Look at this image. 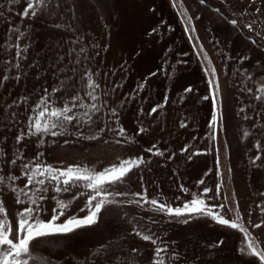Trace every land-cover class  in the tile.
I'll list each match as a JSON object with an SVG mask.
<instances>
[{
  "label": "rangeland",
  "instance_id": "374dc122",
  "mask_svg": "<svg viewBox=\"0 0 264 264\" xmlns=\"http://www.w3.org/2000/svg\"><path fill=\"white\" fill-rule=\"evenodd\" d=\"M168 2L189 39L188 45L207 84L212 111L206 124L204 113L190 103V100L185 101L171 94L170 89L159 79H164L165 69L175 76L191 66L178 49L177 42L173 41L170 29L161 25L157 19L156 7L151 0H45L43 6L37 7V15L32 17L30 13L27 18L21 16L26 8V0H0V176L18 177L14 182L5 180L0 184V200L7 209L13 233L17 226L16 213L24 207L35 208L36 205L16 203L9 184L17 190L24 188V192L20 193L21 200L28 201L34 193L36 196L47 197L38 201L41 219L51 217L53 208L57 207V199L72 201L65 209V216L60 217L57 223L63 222L68 216L80 218L87 215L85 204L88 196L81 193H90L91 190L83 187V181L68 192L57 193L52 183L41 186L34 180L31 187H25V171L30 175L37 164H42L56 169L87 167L100 172L113 164L118 165L122 160L142 157L144 162L138 167L134 166L123 182L105 185L108 199L122 203L106 205L96 224L101 221V214L105 209L111 207L107 211H111L107 219H110L109 225L117 227L122 242L133 249H145L144 252L152 257L155 256L151 253H154L155 248H166L167 251L160 254L164 261L171 252L189 254L194 245L191 234L183 232L184 235L181 231L175 232L172 228H167L172 223L184 227L188 223L205 220L240 233L238 229L217 223L208 216L192 214L178 217L157 210L159 204L172 208L183 207L185 203L199 197L214 213L225 219L233 220L239 216L237 222L255 238L259 249L264 250V176L258 170L263 156L253 137L244 134L248 155H251L246 156L241 143L234 142L232 137L230 139L225 127L221 129L222 108L216 83L218 81L219 88L227 85L226 79L224 80L226 76L222 75L220 68L214 73L208 68L209 65L206 66L194 38L193 23L182 16L176 0L175 7L174 0ZM254 39L251 38L252 41ZM214 67L218 68L215 64ZM158 68H164L159 75ZM44 69L46 72L42 71ZM47 72L51 76L52 86L55 85L51 91L44 84L43 76ZM89 74L99 84V88L87 87ZM5 76L7 79H3ZM210 80L212 84H209ZM235 82V90H238L235 110H239L243 119L250 121L264 135V104L246 95L239 83ZM55 89L59 91H54ZM90 91L97 97L95 100L87 95ZM77 95L81 99L75 102L76 106L69 114L78 116L74 121L85 129V133L96 132L99 135L98 142L75 145L61 139H50L43 133L36 136L30 134L35 129L29 127V121L34 120L38 111L42 110L36 106L43 97H47L49 108L62 107L64 104L71 107L72 98ZM92 105H95V109ZM153 108L156 109L155 112H152ZM85 112L87 116H83ZM214 115L217 116L216 126L212 124ZM121 129L124 130L123 136L120 134ZM129 129L148 145L145 152L139 156H130L131 158L125 156L120 149L112 150L114 145L123 142ZM140 129L144 131L141 132ZM21 134L23 138L17 142V137ZM117 141L120 142L116 144ZM110 146L112 147L109 149ZM157 152L162 155H157ZM13 160L16 161L15 164L12 163ZM25 164L29 165L28 169L23 167ZM201 180L204 181L203 184L199 183ZM42 187H47L48 191L38 192L37 189ZM205 188L212 191L205 193ZM116 193L127 195H115ZM136 193L141 196H136ZM134 200H140V205L127 203ZM151 200L158 201V204H151ZM82 208L85 209L83 212ZM124 209L137 211L147 221L151 218L150 225L153 224L154 227L147 233H154L152 237L156 240L155 245L137 235L135 226L126 224ZM57 210L59 211L58 208ZM185 220L188 222L185 223ZM257 224L261 227H254ZM95 227V224L83 227L72 234L81 229L90 231ZM97 230H93L95 233L89 232L91 236L86 233L87 245L91 244L87 247L92 248L102 240L103 232L99 233L100 229ZM240 235L242 236L241 233ZM91 237L94 238L92 242ZM35 240L31 242L30 249ZM29 264H32V258L29 259Z\"/></svg>",
  "mask_w": 264,
  "mask_h": 264
},
{
  "label": "bare ground",
  "instance_id": "6f19581e",
  "mask_svg": "<svg viewBox=\"0 0 264 264\" xmlns=\"http://www.w3.org/2000/svg\"><path fill=\"white\" fill-rule=\"evenodd\" d=\"M151 1L156 7L154 9L156 10L157 19L161 25L164 24L170 29L174 37H172L173 41L175 40L178 44L174 42L175 45L182 51L181 54L186 57L187 64L191 66L175 76H172V74H169L163 68L164 79L162 77H159V79H161L162 84L165 83L170 89L171 94L173 93L185 101L190 100V103H193L198 110L204 113V118H202L206 120V124L210 120L212 102H210L205 78L201 74V70L197 62H195L196 60L188 45L190 43L189 39L182 30L179 20L168 0ZM176 2L183 14L182 16L189 23H193L191 25H194V38H196V44H198L197 47L200 50L199 52H201V56L206 61L205 64L207 63L206 66L209 65L208 68L212 71L216 67H214L215 64L218 67L215 70L220 68L219 70L223 73L222 75L226 76V78H222L226 79L227 85L224 84L219 88V98L222 108V112L220 113L223 118V127L221 126V129L225 127L230 139L232 137L234 142L241 143L240 146L243 147L242 151L246 156L251 155H248L249 151L243 138L244 134H248L251 138L253 137L257 145L260 146L258 150L263 156L258 164V170L260 169L264 176V135L250 121L243 119V115L239 110H235L237 107L236 98L238 96L236 91L238 90H235L234 87V82L236 81L246 95L264 104V0H176ZM233 21L238 23L235 24ZM250 23L252 24L251 29L247 27ZM251 38H255V42ZM155 68L157 67L155 66ZM157 70L158 75L163 71L160 68ZM157 70L155 71L157 72ZM42 71H45V69ZM43 79L46 89L50 90L55 86H52L51 76L48 75V72L43 76ZM205 97H208V99H205ZM213 98L216 103L215 97ZM135 100L133 102L137 104ZM94 129L96 131V128ZM84 130L83 127L74 121L73 124L67 125L66 131L61 135L52 136L51 134H47L46 137L69 141L70 144L74 143L75 145H91L98 142L99 135L96 132L87 134L88 132L85 133L86 131L84 132ZM53 131H60V129H53ZM86 137L95 138L88 139ZM138 138L129 129L124 136L123 142L116 143L118 145H114V147L112 145L109 149L111 147L112 150L120 149L128 157L139 156L146 151L148 145L146 144L147 142L145 143V141ZM261 173L260 175H262ZM108 209H111V207L105 209L101 214V221L99 224H95L97 227L92 230L90 229V231H85L87 229H83L84 231H82L81 229L67 236L61 234L55 238H51V236L48 239L35 240L31 248L32 264H153L155 256L152 257L147 252L145 253V249H133L122 242L123 240H121L122 238L119 235L117 227L109 225L110 219L107 218L110 217L109 212L111 211L107 212ZM123 213L125 214L123 216L126 219V224L135 226L134 228L138 232L147 233L152 230L153 224L150 225L151 218L147 221L146 218H142L139 215L140 213L138 214L137 211L130 209H124ZM173 224L167 225V228L169 227L170 230L172 228L175 232L181 231L182 234H191L192 239H194L192 242L194 245H192V251L189 254L184 255L185 252L183 254L169 253L171 255L165 258V264H259L255 257L240 252L242 236L238 232H232L205 220L194 221L184 227ZM94 229L95 231L100 229L99 233L103 232V238L96 245L94 244L92 248H89L91 244L87 245L88 239H86L87 237L85 238V235L87 236V232L95 233L93 232ZM151 253L154 254L153 251Z\"/></svg>",
  "mask_w": 264,
  "mask_h": 264
},
{
  "label": "snow or ice",
  "instance_id": "6c2138e0",
  "mask_svg": "<svg viewBox=\"0 0 264 264\" xmlns=\"http://www.w3.org/2000/svg\"><path fill=\"white\" fill-rule=\"evenodd\" d=\"M45 4V0H26V8L21 13V16L24 18L29 17L31 13L32 17L37 15V7L43 6ZM173 6L175 7V0ZM257 11H259L257 9ZM233 23H236L233 21ZM59 27V26H57ZM247 27L249 29L252 28V24H248ZM18 30V29H17ZM23 35V33H21ZM26 50V49H25ZM19 67V65H16ZM207 71V70H206ZM215 72V69H212ZM3 79H7L5 76ZM87 87L88 88H99V84H97L93 79L92 75L89 74L87 76ZM209 84H212V81H209ZM216 89H219L218 81L216 83ZM54 91H59V89H55ZM190 91V89H189ZM47 92V90H45ZM87 95L95 100L97 97L93 94V92H88ZM215 97V93H213ZM259 99V97H257ZM81 97L79 95L74 96L72 98V106L69 107L68 104H64L62 107H47L48 100L47 97H43L40 102L37 104V109L42 108V110L38 111L37 117L29 121V127L34 128L35 131L31 132V135H39L41 133L47 135L51 134L52 136H59L64 131H66L67 125L74 120L78 119V116L69 113L72 112V109L76 106L75 102L80 100ZM208 99V97H205ZM82 107H87L86 105H81ZM95 109V105L91 106ZM156 109L153 108L152 112H155ZM83 116H87V112L83 114ZM83 116L80 118L82 119ZM213 126L217 125V116H213L212 119ZM182 126H184L182 124ZM59 128L60 131H53V129ZM140 131H144V129H140ZM124 130H120V134L123 135ZM23 138V134L17 137V142H19ZM88 139H93L95 137H86ZM120 141H117L119 143ZM43 143V141H41ZM259 148L260 146L257 145ZM187 149H185L186 151ZM151 151V149H149ZM157 155H162V153L157 152ZM42 155V154H40ZM259 159V157H257ZM15 160L12 161L15 164ZM143 158L140 157L138 159L131 160H122L118 165L113 164L110 168H105L103 171L96 172L94 170L88 169L87 167L81 168L79 166H69L66 169H56L51 165H42L37 164L35 170L31 172L29 175L28 171L24 172V175L27 177V184L25 187H31L33 181L38 185H45L46 183H52L54 191L59 192H68L70 188L76 187L78 182L83 181V187L86 189H90V193H81V195H87L88 199L86 201L85 207L87 208V215L78 218L75 215L68 216L63 222L57 223L60 220V217L65 216V209H67L72 201L68 200H56L57 207L53 208V214L47 220L40 218V204L38 201H42L46 199L44 195L36 196L35 193L29 197L28 201H24L20 199V193L24 192V188L12 187L11 191L15 194L16 203L18 204H27V205H36L35 208L31 206L24 207L23 210L18 211L16 213L17 217V226L16 231L13 233L12 223L9 221L7 216V209L4 206V202L0 200V264H29V259L31 258V242L38 238L47 237L50 235L56 234H69L80 228L89 227L98 222L99 214L105 208L106 205L122 203L118 202L115 199L109 200L108 196L105 194L106 189L105 185H113L117 182H123L124 177L132 170L134 166H139V164L143 163ZM25 169H28L29 165H23ZM44 177V178H37ZM61 177L64 179L61 180ZM18 179L16 176H0V184H3L5 180L14 182ZM199 183L203 184L204 181L201 180ZM63 185V187L61 186ZM38 192L46 193L48 191L47 187H42L37 189ZM185 191H187L185 189ZM212 191L209 188H205L204 192ZM115 195H127L126 193H116ZM136 196H141L140 193H136ZM98 197H102L98 199ZM55 199V197H53ZM76 198V197H74ZM141 199H145V197H141ZM127 203H135L140 205V200L127 201ZM151 204L157 205L158 201L151 200ZM222 208L223 205H220ZM59 209V211L57 210ZM85 209L82 208L83 212ZM158 211H166L169 215L182 216V215H204L211 217V219L215 220L217 223L228 226L232 229H238L242 234V245L240 247V252L242 254H246L251 257H257L261 264H264V250L259 249L257 244L255 243V238L251 237V234L248 230L243 227L237 221L240 219L237 216L233 220H228L220 216L218 213H214L211 210V207L206 204L203 199L196 197L192 199L190 202L185 203L183 207L172 208L165 204L158 205ZM185 223L188 221L185 220ZM254 227H261L260 224L254 225ZM140 235L144 241H150L152 244H156V240L153 239L151 234H143L140 232L136 233ZM135 251V250H134ZM166 248H155L154 255L156 259L153 260V264H165L163 257L160 255L161 252H166Z\"/></svg>",
  "mask_w": 264,
  "mask_h": 264
}]
</instances>
